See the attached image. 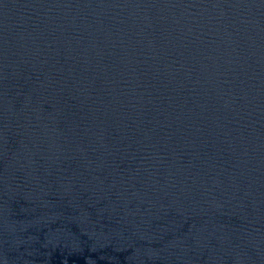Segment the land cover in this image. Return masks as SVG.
<instances>
[{
    "label": "water",
    "instance_id": "95a60500",
    "mask_svg": "<svg viewBox=\"0 0 264 264\" xmlns=\"http://www.w3.org/2000/svg\"><path fill=\"white\" fill-rule=\"evenodd\" d=\"M0 264H264V0H0Z\"/></svg>",
    "mask_w": 264,
    "mask_h": 264
}]
</instances>
